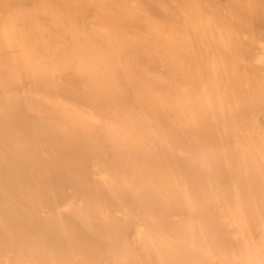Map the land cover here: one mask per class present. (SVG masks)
I'll return each mask as SVG.
<instances>
[{
	"label": "rangeland",
	"instance_id": "obj_1",
	"mask_svg": "<svg viewBox=\"0 0 264 264\" xmlns=\"http://www.w3.org/2000/svg\"><path fill=\"white\" fill-rule=\"evenodd\" d=\"M0 264H264V0H0Z\"/></svg>",
	"mask_w": 264,
	"mask_h": 264
}]
</instances>
